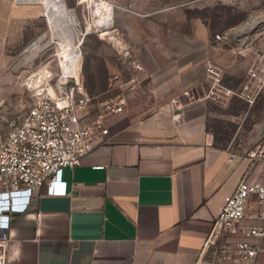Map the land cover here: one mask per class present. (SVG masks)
I'll list each match as a JSON object with an SVG mask.
<instances>
[{
	"label": "crops",
	"instance_id": "obj_1",
	"mask_svg": "<svg viewBox=\"0 0 264 264\" xmlns=\"http://www.w3.org/2000/svg\"><path fill=\"white\" fill-rule=\"evenodd\" d=\"M173 56L165 45L141 62L156 104L138 107L139 90L134 103L126 96L125 111L109 119L108 142L63 171L65 196L48 195L44 184L26 213L10 216L9 264H241L204 243L226 199L245 176L260 178L261 167L216 144L189 113L192 95L172 96L189 90L194 65ZM167 97L172 103L161 106Z\"/></svg>",
	"mask_w": 264,
	"mask_h": 264
},
{
	"label": "rangeland",
	"instance_id": "obj_2",
	"mask_svg": "<svg viewBox=\"0 0 264 264\" xmlns=\"http://www.w3.org/2000/svg\"><path fill=\"white\" fill-rule=\"evenodd\" d=\"M65 1L85 33L94 19L92 6ZM101 1L114 7L112 30L123 43V52L94 27L77 51L72 45L62 49L53 44L35 54L51 40L44 6L0 0L1 130L18 122L31 106L32 92L24 86L27 79L44 68L58 73L60 61L66 70L79 64L90 95L100 100L130 95L133 100L139 90L137 106L152 107L157 97L150 95V77L136 66L149 62L158 47L167 45L174 50L171 59L194 63L185 91L192 95L189 113L200 115L216 144L249 153L264 141V0ZM209 65L221 79L220 93L215 94ZM185 92L176 88L172 96ZM170 97L161 106L170 105Z\"/></svg>",
	"mask_w": 264,
	"mask_h": 264
},
{
	"label": "built area",
	"instance_id": "obj_3",
	"mask_svg": "<svg viewBox=\"0 0 264 264\" xmlns=\"http://www.w3.org/2000/svg\"><path fill=\"white\" fill-rule=\"evenodd\" d=\"M101 2L78 0V5ZM208 67L215 94L220 93L221 79L213 65ZM136 68L143 70L140 64ZM60 69L44 68L30 76L24 86L32 92L31 106L9 129H0V264L10 263V216L26 213L44 184L48 195L65 196L63 171L76 168L108 142L109 119L128 104L125 95L107 100L90 95L79 71H65L61 61ZM248 159L254 168L261 167V176L251 180L250 173L240 181L215 218L204 248L221 260L257 264L264 255V141Z\"/></svg>",
	"mask_w": 264,
	"mask_h": 264
},
{
	"label": "bare ground",
	"instance_id": "obj_4",
	"mask_svg": "<svg viewBox=\"0 0 264 264\" xmlns=\"http://www.w3.org/2000/svg\"><path fill=\"white\" fill-rule=\"evenodd\" d=\"M91 5L95 18L84 33L79 29L75 13L68 8L65 0H44L48 24L52 34L51 40L43 45L35 54H39L53 44H58L62 49H64L65 46L72 45L75 51H77L84 37H86L94 27L100 29L101 38L107 37L123 52L125 47L123 43L115 37L112 30L114 25V7L104 1L98 4L92 3ZM43 16L45 17V15ZM61 52L63 53V51ZM62 56H64V53ZM64 70L66 71V69ZM71 70L79 71V64L77 63L75 66H72Z\"/></svg>",
	"mask_w": 264,
	"mask_h": 264
}]
</instances>
